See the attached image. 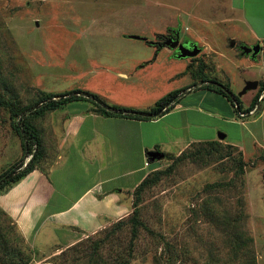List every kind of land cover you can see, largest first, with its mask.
<instances>
[{
  "label": "rangeland",
  "instance_id": "374dc122",
  "mask_svg": "<svg viewBox=\"0 0 264 264\" xmlns=\"http://www.w3.org/2000/svg\"><path fill=\"white\" fill-rule=\"evenodd\" d=\"M225 1L0 0V96L23 111L33 108L26 118L49 156L57 154L69 113L95 105L74 100L36 110L45 94L80 89L108 104L151 110L205 73L228 85L248 109L264 83V52L252 58L230 47L226 33L236 32L213 20L226 11ZM178 29L181 40L198 42L197 56L176 58L168 47L151 43ZM243 32L241 27L237 33ZM252 77L261 81L259 87L239 96ZM184 92L185 101L198 100ZM224 103V110H211L214 100L205 101L211 113L200 135L216 139L193 142L178 154L165 152L155 162L147 158L153 163L151 181L138 194L125 193L127 214L108 218L105 227L79 242L41 249L0 207V264H264V99L245 117L238 116L235 101ZM16 120L0 105V173L23 155ZM149 128L145 125V144Z\"/></svg>",
  "mask_w": 264,
  "mask_h": 264
},
{
  "label": "crops",
  "instance_id": "0c3cea01",
  "mask_svg": "<svg viewBox=\"0 0 264 264\" xmlns=\"http://www.w3.org/2000/svg\"><path fill=\"white\" fill-rule=\"evenodd\" d=\"M223 8L226 11L214 15L213 20L216 24L222 21L219 24L228 25L236 32L231 35L223 31L230 43L235 42L230 47L260 43L264 52V0H226ZM238 26L244 29L243 34L237 33ZM179 33L182 34L180 29ZM185 39L198 45L189 37ZM147 65L148 62L140 68ZM120 74L126 79L130 77L128 72ZM251 79L261 82L255 77ZM202 81H194L198 85L187 90L198 96L197 101H185L187 96L183 92L174 109L151 120L105 116L94 112V107L73 110L67 119L64 138L56 145L55 153L62 149L63 154L41 157L34 170L0 193V207L16 222L23 237L41 249L53 244L70 246L105 227L108 218L126 215L125 193L134 191L153 166L148 163L145 150L178 154L193 142L216 139L200 135L207 126L206 116L211 113L205 101L210 96L215 106L211 110H224L228 98L202 87L200 84L207 83ZM243 108L246 109L242 105ZM191 112L199 118L198 123L192 121ZM213 114L221 115L220 111ZM87 125L90 132L82 136ZM145 125L150 126L146 144ZM193 126L200 130L192 131Z\"/></svg>",
  "mask_w": 264,
  "mask_h": 264
},
{
  "label": "trees",
  "instance_id": "16d2710c",
  "mask_svg": "<svg viewBox=\"0 0 264 264\" xmlns=\"http://www.w3.org/2000/svg\"><path fill=\"white\" fill-rule=\"evenodd\" d=\"M151 43L155 44L156 42ZM202 80V82H207L206 84H200L202 87L214 89L217 92L223 94L229 100H233L237 103L238 110H242L240 98L231 90L228 85L226 86L216 80L210 81L205 73H203ZM197 85L198 84H193L192 86L169 92L167 95L159 99L156 102L155 106L151 108V110H140L137 108L119 104H108L98 94L90 91H83L80 89L56 95L45 94L43 96V100L41 101V106H39L36 110L58 108L67 105L74 100H85L92 102L95 105V107L93 108L94 112L105 116H116L138 120H151L160 117L163 114H166L174 109L177 103H179L180 96L183 94V92L185 90L191 89L192 87H196ZM263 90L264 83L259 87V90L253 98L249 108L247 110H244L245 112L251 111V109L256 106V104L258 103V98ZM0 105L9 108L13 118L18 117V120H16V122L14 123V128L20 136L23 151V155L18 161H16L12 166L0 173V191H6L15 183L23 179V177H25L29 172L34 170L44 154L41 147L42 142L40 132L37 127L31 124L26 118V115L30 110H33V108H27L23 111L15 103L8 101L1 96ZM30 154H32V157L26 162V157ZM150 181L151 179L149 178V175H147L135 189V193L138 194V192H140ZM137 215L138 210L137 208H135L133 216L135 223H137ZM136 231L137 229L135 227L134 233H136ZM124 264H128V262H125Z\"/></svg>",
  "mask_w": 264,
  "mask_h": 264
},
{
  "label": "water",
  "instance_id": "95a60500",
  "mask_svg": "<svg viewBox=\"0 0 264 264\" xmlns=\"http://www.w3.org/2000/svg\"><path fill=\"white\" fill-rule=\"evenodd\" d=\"M131 37L136 38V39L147 40V38L141 37L139 35H132ZM231 45L235 46V42L232 41ZM163 46H168L172 49H175L177 51V54H176L177 58L195 57L201 52V48L197 44L191 43L188 40L184 41L183 43H180L179 31L177 32V36L175 39L173 38L168 39L166 42L161 44V47ZM239 48L241 49L242 54H250L252 58H255L257 54L261 51L260 43H257L252 46L241 44ZM258 87H259L258 80H249L246 82V85L244 86L243 90L239 93V96L245 94L249 90L257 89ZM219 137L224 139L226 135L223 133H220ZM146 154L150 162H155V161L165 158V153L162 152L161 150H149L147 151Z\"/></svg>",
  "mask_w": 264,
  "mask_h": 264
},
{
  "label": "flooded vegetation",
  "instance_id": "af4514ba",
  "mask_svg": "<svg viewBox=\"0 0 264 264\" xmlns=\"http://www.w3.org/2000/svg\"><path fill=\"white\" fill-rule=\"evenodd\" d=\"M179 31V29L178 30H173L172 31V33L171 34H169V36H164V35H160V37H162L163 38V40L162 41H157L156 43H157V46H158V48H161V44L162 43H164V42H166L168 39H170V38H173V39H175L176 38V36H177V32ZM179 35H180V33H179ZM164 36V37H163ZM187 39H183V40H181V38H180V43H183L184 41H186ZM189 41V40H188ZM191 42V41H190ZM241 45V44H240ZM239 45V46H240ZM163 47H165V46H163ZM166 47H168V46H166ZM170 48V47H169ZM171 50H173V54H174V56L176 57V54H177V51L175 50V49H172V48H170ZM177 58V57H176ZM190 58H193V57H190ZM155 150H159V149H155Z\"/></svg>",
  "mask_w": 264,
  "mask_h": 264
},
{
  "label": "built area",
  "instance_id": "2783aa9c",
  "mask_svg": "<svg viewBox=\"0 0 264 264\" xmlns=\"http://www.w3.org/2000/svg\"><path fill=\"white\" fill-rule=\"evenodd\" d=\"M263 99H264V90L261 92V94H260V96L258 98V102L262 101ZM257 106H258V103L256 104L255 108L253 110H251L250 112H245L243 110H238V116L245 117L248 114L253 113L254 110H256ZM31 157H32V154H30L27 159L29 160Z\"/></svg>",
  "mask_w": 264,
  "mask_h": 264
}]
</instances>
